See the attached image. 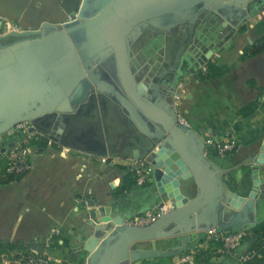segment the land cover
Masks as SVG:
<instances>
[{"label":"water","instance_id":"obj_1","mask_svg":"<svg viewBox=\"0 0 264 264\" xmlns=\"http://www.w3.org/2000/svg\"><path fill=\"white\" fill-rule=\"evenodd\" d=\"M263 4L264 0H81L77 11L60 25L0 35V154L15 140L13 136L6 142L3 135L19 121H29L33 129L57 141L70 114L101 99L89 64L104 55H115L117 74L113 77L119 89L113 85L105 88L122 102L147 136L145 158L139 159L151 164L153 171L163 168L158 171L162 176L159 191L163 199L171 198L173 209L147 226L126 225L124 215L110 206L83 202L92 208L81 227L84 238L89 239L84 245L89 251L86 264L171 258L186 251L198 233L211 228L237 232L255 223L258 197L264 195L260 189L263 180L257 173V166L264 164V138L240 164L250 169V186L245 195H239L221 179L236 167L217 166L205 156L206 134L198 136L177 124L174 88L166 94L163 82L172 76L178 82L205 65ZM170 33L177 36L170 62L148 83L136 85V71L141 68L133 65L141 53H132L133 49H149L157 35ZM144 36L146 43L137 46ZM3 53H7L5 59ZM53 55L57 59L48 63ZM64 58L66 66L60 64ZM60 85L69 91L66 103H47L50 96L64 94ZM186 178H192L197 189L192 198L179 191ZM175 237V246L157 249V241ZM144 241L149 248L132 247ZM29 247L44 252L36 241Z\"/></svg>","mask_w":264,"mask_h":264},{"label":"crops","instance_id":"obj_2","mask_svg":"<svg viewBox=\"0 0 264 264\" xmlns=\"http://www.w3.org/2000/svg\"><path fill=\"white\" fill-rule=\"evenodd\" d=\"M80 3L81 0H0V17L17 23L20 31H38L44 25H60L77 11ZM262 36L264 18L258 12L225 40L208 60L223 74L218 78L201 80L198 78L199 67L183 75L185 99L174 102L175 112L185 118L196 135L227 133L236 138L235 150L225 159H217L209 149L205 156L220 168L236 167L223 173L221 179L242 196L250 186V169L240 164L257 150L264 138V51L251 54L255 42ZM6 55L3 53L2 59ZM145 58L144 64L148 68L152 66L151 62H158L151 56ZM56 59L53 55L48 63ZM134 59L133 56L131 61ZM60 64L66 66V58ZM133 66L136 68V64ZM89 67L101 99L70 114L71 118L63 122L64 128L53 145L48 146L44 142L32 144L29 173L20 180L0 184V195L5 188L17 189L14 195L0 196V243L12 244L4 253L25 250L32 241L42 245L50 231L57 229L59 233L52 237L49 251L52 264H86L89 251L84 245L89 239L84 238L81 227L92 208L83 202L108 205L127 220L160 204L173 209L171 198L163 199L159 191L162 176L158 171L163 168L153 171L150 181L144 186L133 184L124 193L113 195L117 187L128 185L132 178L126 175L124 164L135 157L145 158L147 136L122 102L105 88L113 85L119 89L113 77L117 74L115 55L97 58ZM136 76L139 77L136 85L145 83L137 71ZM55 83L59 84L60 80ZM59 88L61 91L64 89L62 85ZM63 92L62 96H50L46 102L66 103L69 91ZM245 107H251L252 112L241 116L240 109ZM148 127L151 128L150 125ZM13 136L4 137V140H13ZM58 145L64 146L66 151L60 152ZM104 156L113 157L118 165L101 164L99 157ZM257 173L263 180L260 189L264 192V164L257 166ZM179 191L184 197H194L197 189L193 179L182 180ZM254 217L255 223L245 225L246 236L233 253L220 255L214 244H204L192 263L187 264H236L241 255H246L249 260L253 257L261 259V264H264V239L252 232L254 226L264 222V195L258 197ZM202 235L196 234L190 247L197 246ZM132 247L141 249L150 245L144 241L136 242ZM185 252L171 258H152L146 259L145 263L137 261L132 264H180L179 258Z\"/></svg>","mask_w":264,"mask_h":264},{"label":"built area","instance_id":"obj_3","mask_svg":"<svg viewBox=\"0 0 264 264\" xmlns=\"http://www.w3.org/2000/svg\"><path fill=\"white\" fill-rule=\"evenodd\" d=\"M259 13L264 18V4L260 7ZM20 30L21 29L17 23L0 17V35L9 32H18ZM200 68V70L206 71V64ZM175 88L173 101L176 103L182 96L181 92H184L183 82L179 81ZM177 124L188 127L185 118L179 115H177ZM11 130L20 134V137L13 141L12 146L6 148L4 152L0 154V159L4 161L2 167L3 171L0 167V180L4 179L6 175L14 177L18 175H26L31 170L29 145L44 142L46 145L51 146L56 142L47 134L33 129L29 121H19L11 128ZM206 136L205 151L209 148L213 149L217 159H225L236 148L237 140L232 135L227 133H208ZM57 149L60 152L66 151V148L62 145H58ZM99 162L111 167L118 165L113 157L107 156L99 157ZM124 167L126 171L131 174V177L137 186H144L147 184L150 181L154 170V167L143 159H132L130 162L124 164ZM170 210L171 209L166 205L160 204L133 215L130 219L125 220V224L129 226L144 227L151 224ZM58 233L57 229H52L50 231L46 240L42 244L44 247L43 253H38L29 246V248L25 250H14L11 253L3 252L0 255V264H52L53 260L49 251L53 242L52 237ZM202 233L201 242L195 247H190L184 254H182L178 261L180 264L192 263L194 256L201 250L204 244H214L216 248L215 251L218 254L229 255L241 245L246 236L244 230L232 232L228 230H217L215 228H211ZM247 260L248 257L246 255H241L238 257L236 264H244Z\"/></svg>","mask_w":264,"mask_h":264},{"label":"rangeland","instance_id":"obj_4","mask_svg":"<svg viewBox=\"0 0 264 264\" xmlns=\"http://www.w3.org/2000/svg\"><path fill=\"white\" fill-rule=\"evenodd\" d=\"M176 37L177 36L175 35V33H173L172 35H170L168 37H165L163 35H157L156 38H154V40H152V43H151L152 47L151 48H149V49H141V51H138L137 49H133L132 48L133 49L132 53L133 52L142 53V54H145L146 56H151L152 59L158 61L156 63L157 65L154 67V64H152L153 62H151V60H150L152 66L150 68H148L149 66L144 64V62L147 61V59L145 58L146 56L139 55V57L136 59L137 69L141 68L140 72H139V76H140V78H143L145 80V82L148 83L151 80L150 77H152V75L155 72L159 71L166 63L170 62V57L172 56L173 50H174V40L176 39ZM146 41H147V38L144 36V37L140 38L139 42L138 43L136 42V44L138 46L140 44L146 43ZM140 57H142L143 59L141 60ZM138 79H139V77H138ZM180 81H181V78H180ZM183 89H185L184 85H183ZM181 95L182 96H181L180 100L185 99V92H183V93L181 92ZM179 116H182V115L179 114ZM12 135H15V137H13L15 140L20 137V134H18L17 132H15V131L10 129L7 133H5L3 135V138L4 137L7 138V137H10ZM29 146L32 147L33 145H29ZM0 184H3V183H0ZM5 189H6L5 191L3 190L1 192L0 196H3V195H7L8 196L9 194L14 195V194H16V191H17V189H15V188H14L13 191H11V189H8V188H5ZM1 206H4V205H1ZM47 236H46V238H47ZM42 237H43V235H42ZM37 238H39V237L37 236ZM167 239L171 240L170 243L168 241H166L165 239H162V240L157 241V246L158 247L162 246L166 242L167 243V248L166 249H168L170 247L175 246V244L178 241L176 237L175 238H167Z\"/></svg>","mask_w":264,"mask_h":264},{"label":"trees","instance_id":"obj_5","mask_svg":"<svg viewBox=\"0 0 264 264\" xmlns=\"http://www.w3.org/2000/svg\"><path fill=\"white\" fill-rule=\"evenodd\" d=\"M264 51V36L260 37L254 44V47H253V50L251 52L252 55H255V54H259L261 52ZM206 71H203V70H199L198 72V78L201 79V80H204V79H208L210 77H213V78H218L220 77L223 72L221 71V69L219 67H217L216 65H214V63H211V62H207L206 63ZM247 109V112L244 113V111ZM243 112V113H242ZM252 112V108L251 107H245V108H242L240 109V113H241V116H246L248 114H250ZM41 144H43V142H41ZM209 152H211L212 155L215 156L214 154V150L209 148ZM4 161L2 159H0V167H1V170L3 171L2 167H3V163ZM126 175H130L131 174L129 172H126ZM23 176L25 175H18L16 177L14 176H11V175H6V177L2 180H0V183H3V184H8L10 183L11 181H14V180H20ZM135 185L133 179L131 178L130 179V182L128 183V185H121L119 187H117L115 190H114V193L113 195L114 196H118L119 194H122L124 193L125 191L128 190V188H130L131 185ZM252 232L254 234H257L259 235L262 239H264V222L254 226L252 228ZM166 241H168L170 243L171 240L169 239H165ZM7 247H12V244H9V243H6V244H2L0 243V255L6 251V248ZM167 248V243L165 242L164 245L162 246H159V249H166ZM249 260V259H248ZM246 261L244 264H261L263 261L261 259H256V258H251L249 261ZM143 263L146 262V260H142Z\"/></svg>","mask_w":264,"mask_h":264},{"label":"flooded vegetation","instance_id":"obj_6","mask_svg":"<svg viewBox=\"0 0 264 264\" xmlns=\"http://www.w3.org/2000/svg\"><path fill=\"white\" fill-rule=\"evenodd\" d=\"M173 33H170L168 36H170V35H172ZM164 36V35H163ZM167 36V37H168ZM172 37V36H171ZM166 79H168V81H166V82H163V85H164V88H165V93L166 94H170V89H173L174 88V91H175V87H176V85H177V83L180 81V79H179V81L178 82H176V79L175 78H173V76L172 77H167V78H165V80ZM164 80V81H165ZM175 82H176V84H175ZM175 84V85H174ZM175 86V87H174ZM174 93V92H173ZM174 102V101H173Z\"/></svg>","mask_w":264,"mask_h":264}]
</instances>
